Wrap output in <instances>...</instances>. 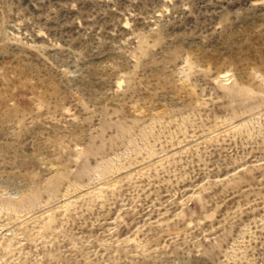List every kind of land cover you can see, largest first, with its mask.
Wrapping results in <instances>:
<instances>
[{
  "label": "rangeland",
  "instance_id": "374dc122",
  "mask_svg": "<svg viewBox=\"0 0 264 264\" xmlns=\"http://www.w3.org/2000/svg\"><path fill=\"white\" fill-rule=\"evenodd\" d=\"M0 264H264V0H0Z\"/></svg>",
  "mask_w": 264,
  "mask_h": 264
}]
</instances>
